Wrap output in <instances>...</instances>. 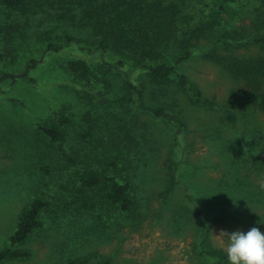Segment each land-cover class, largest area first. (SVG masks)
Here are the masks:
<instances>
[{
  "label": "rangeland",
  "instance_id": "374dc122",
  "mask_svg": "<svg viewBox=\"0 0 264 264\" xmlns=\"http://www.w3.org/2000/svg\"><path fill=\"white\" fill-rule=\"evenodd\" d=\"M157 1L162 7L178 10L177 14L185 22L179 25L180 33L186 26L207 24L205 14L209 0ZM73 2L62 9L61 0H29V11L20 15L0 0V52L4 55L0 76L20 74L31 59L37 61L29 78L6 80L0 89V250L10 245L23 207L37 195L43 194L49 201L40 214L42 226L20 245L31 256L6 260L2 264H60L94 252L112 257L113 264H218L215 259L200 257L194 251L202 228L206 227L214 246L223 248L218 237L221 231H247L254 225L223 218L226 214L218 217L216 211L206 206L212 202V196L223 194L232 198L247 217H264V204L255 197L264 187V178L244 164L229 161L228 158L233 159L235 155H226L217 141L203 138L204 129L220 124L223 114L220 109L188 108L186 117L191 131L186 137V151L173 146L169 128L161 119L143 110L129 115L136 123L131 128L125 126L124 120H120L124 115L122 105L115 100L123 78L119 73L107 71L103 65L105 60L117 58V53L92 50L101 31L84 20L83 2ZM234 5L238 14L234 18L226 17L216 31L240 39L256 30L254 22L264 18V3L236 0ZM66 35L77 37L80 42H67ZM51 41L64 45L58 50H48ZM202 41L207 42V39L202 38ZM257 48L254 44L243 45L234 51L255 53ZM159 49L162 56H166L165 60L175 63L179 50L176 45L164 43ZM123 57L132 61L128 55ZM77 58L89 63L90 74L86 79L66 68L67 62ZM178 64L180 71L196 82L205 96L214 97L220 104H224L231 90L238 86L235 77L204 58L199 50ZM131 76L138 84H147L145 71L136 69ZM107 78L114 83L109 90L104 87ZM100 90L106 92L105 96L100 95ZM145 98L151 103L150 86L146 88ZM88 110L92 112L91 124L95 125L97 134L107 141L118 133L129 140L130 132L136 136L133 129H140L142 125L156 133L158 144L154 149L148 142L138 145L131 140L122 141L127 144L126 153L119 159L129 166L123 173L130 177L136 189L137 207L134 212L118 217L134 224L112 226L113 221L119 220L117 214L99 209L83 214L63 206L72 198V191L65 188L72 182L71 169L57 144L38 124L58 121V113L70 116L71 123L64 128L65 148L81 157H92L95 146L76 137V132L87 125L82 116ZM260 117L264 123V113ZM229 130L228 126L220 129L224 136ZM170 157L181 160L182 168L179 184L165 198L163 167ZM145 169L149 174H144ZM198 204L206 217L192 214ZM260 228L264 231V227Z\"/></svg>",
  "mask_w": 264,
  "mask_h": 264
},
{
  "label": "trees",
  "instance_id": "16d2710c",
  "mask_svg": "<svg viewBox=\"0 0 264 264\" xmlns=\"http://www.w3.org/2000/svg\"><path fill=\"white\" fill-rule=\"evenodd\" d=\"M62 9L73 0H61ZM156 1V2H155ZM76 0L82 3L83 18L91 27L101 31L100 39L94 43L92 50L117 53V58L105 60L103 65L107 71L121 74L123 84L116 99L122 105L125 126L132 127V115L135 110H143L155 118H159L169 128L173 146L179 149L187 148L186 137L190 133V121L187 119L188 108H203L215 111L220 109L223 114L220 124L203 130V138L209 137L221 145L226 155L234 156L229 161L241 163L264 178V123L260 114L264 113V18L254 22L256 30L249 36L240 39L218 32L226 17L234 18L238 14L235 7L236 0H209L205 14L207 24L186 26L180 33L179 25L185 23L178 10L162 7L155 0ZM7 8L15 9L20 15L29 11V0H1ZM264 3V0H261ZM90 3V4H89ZM72 4V3H71ZM87 4V5H86ZM172 11V13H169ZM186 23H189L188 21ZM231 36V37H230ZM202 38L207 39L203 42ZM66 41L80 42V39L66 35ZM65 41V42H66ZM164 43H172L178 47L175 63H170L162 56ZM257 46L255 53H237L234 49L240 46ZM64 43L57 45L53 41L48 43V50H58ZM199 50L202 56L212 61L226 73L237 79L238 86L233 88L224 104H220L214 97H207L203 90L192 81L187 74L179 69V64L192 57ZM128 55L132 61L123 56ZM164 58V59H163ZM163 59V60H162ZM4 55L0 52V62ZM37 61L31 59L30 65L20 74L4 73L0 76V89L6 80L26 79L36 68ZM66 68L79 74L83 79L88 78L90 67L87 60L77 58L67 62ZM136 69L145 71L147 84H138L132 78ZM105 89L114 87L109 78L104 81ZM147 86L151 87L152 101L145 98ZM101 96L106 92L99 91ZM59 120L49 123H39V129L48 135L62 152L66 164L71 169V185L65 186L72 191V198L65 201L63 206L72 212L91 214L95 210L109 211L117 214L118 221L112 226H125L133 221L120 220L127 213L134 212L137 207L136 189L130 177L124 175L123 169H129L127 164L120 161L119 156L126 153L122 141L149 143L151 149L157 147L156 133L149 130L147 125L140 129H133L136 136L130 132V139L126 140L120 133L113 135L109 141L97 134L91 111H86L82 118L87 123L82 130L76 132V137L82 142L91 143L96 152L92 157H81L78 153L69 152L64 144L66 141L65 125L71 123V117L58 113ZM222 124V125H221ZM64 125V126H63ZM120 125V124H119ZM223 126L231 130L224 136L220 131ZM122 126H120V129ZM127 135L128 132H125ZM187 146V145H186ZM140 154L142 151H139ZM145 164L146 161H144ZM182 161L171 159L165 161V185L162 194L168 196L179 184ZM145 169L144 174H149ZM257 202L264 204V187L255 193ZM208 206L216 211L218 217L227 215L231 220L250 223L256 227H264V217L248 215L239 211L232 198L227 195L212 196ZM253 198V197H250ZM49 201L45 196L37 195L30 203L22 208L17 227L10 238V245L0 250V264L6 260L28 258L31 253L20 247L32 233L42 226L40 214ZM193 215L207 216L201 205ZM225 215V216H226ZM214 217V216H213ZM91 218V217H90ZM102 219V217H99ZM202 235L194 243V251L203 258L215 259L218 264H228L227 256L221 247L214 246L206 227L202 228ZM60 264H113L112 257L94 252L89 255L70 258Z\"/></svg>",
  "mask_w": 264,
  "mask_h": 264
},
{
  "label": "clouds",
  "instance_id": "9594fccd",
  "mask_svg": "<svg viewBox=\"0 0 264 264\" xmlns=\"http://www.w3.org/2000/svg\"><path fill=\"white\" fill-rule=\"evenodd\" d=\"M228 264H264V231L253 226L247 231H221Z\"/></svg>",
  "mask_w": 264,
  "mask_h": 264
}]
</instances>
